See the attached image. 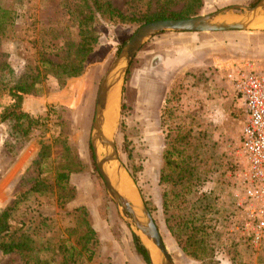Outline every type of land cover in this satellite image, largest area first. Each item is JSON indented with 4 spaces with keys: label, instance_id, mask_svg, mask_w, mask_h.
<instances>
[{
    "label": "rangeland",
    "instance_id": "obj_1",
    "mask_svg": "<svg viewBox=\"0 0 264 264\" xmlns=\"http://www.w3.org/2000/svg\"><path fill=\"white\" fill-rule=\"evenodd\" d=\"M63 1L0 0L1 5L14 10L11 23L0 27V51L8 53V63L17 77L39 75L34 91L24 95L23 109L40 118L28 138L16 134L10 122L0 121V210L30 189L38 176L33 161L41 146L47 145L49 157L41 166V177L47 179V185H52L55 170L68 169V186L63 192L68 196L65 206L60 207L56 204L53 186L49 194L38 196L31 191L20 202L14 217L25 221L32 218L29 224L35 235V246L39 248L47 240L53 245L63 240L68 247L80 250L86 243V228L80 223L81 211L77 210L82 208L95 232V242L86 244L93 253L83 250L79 258L83 264H147L135 247L132 225L106 192L90 145L99 81L140 23L108 24L100 20L98 43L88 54L82 73L58 78L47 72L40 56L44 54L55 62L67 61L73 56L71 43L77 40V26ZM257 1L202 0V6L191 16L232 5L252 6ZM110 2L125 14H131L136 4L140 12L146 7L134 0ZM181 5L179 2L171 9L179 10ZM150 9H156L154 1ZM234 12L239 11H228ZM161 34L140 48L125 75L120 106L113 114L119 159L144 202L152 207L151 214L175 264H264V240L252 241L236 207V193L240 189L236 173L242 166L236 152L237 139L246 113L227 76L234 67L253 66L264 70V31L195 34L201 41L200 45L197 40L194 44L197 47L195 63L168 70L162 69L159 56L153 58L152 66L147 65L149 49L161 51L160 48L165 50L170 46V40L154 45L152 41ZM185 44L189 46L187 41ZM154 82L157 84L153 85ZM172 88L178 97L175 118L187 117L193 137L199 130L203 133L202 160L198 169V192L188 193L185 189L164 210V190L171 195V190L181 188L159 182L166 135L160 125V105L162 93L167 96ZM168 226H172L171 230ZM211 227L215 228L214 232ZM191 235L196 236L193 242L199 236L209 239L202 245L204 249L202 246L189 248L197 250L202 259L182 249ZM43 254L52 264H74L64 262L57 250L54 254ZM0 264H23V260L16 253L0 252Z\"/></svg>",
    "mask_w": 264,
    "mask_h": 264
},
{
    "label": "trees",
    "instance_id": "obj_2",
    "mask_svg": "<svg viewBox=\"0 0 264 264\" xmlns=\"http://www.w3.org/2000/svg\"><path fill=\"white\" fill-rule=\"evenodd\" d=\"M64 1L72 22L77 26V40L75 43H71V46L74 47L73 56L69 60L61 62H55L45 57L44 54L40 56V62L47 72L58 78L61 76L76 77L82 73L88 54L93 51L98 43L99 31L97 26L100 20L108 24L140 23L142 25L157 19L185 18L195 14V11L202 6V0H134L140 5L143 2V5L146 6L145 11L140 12L136 4L131 14H125L113 6L110 0ZM152 1L156 5L154 11L150 9ZM179 2H182L179 10H172L171 6L177 5ZM13 14V9L0 4V27L11 23ZM38 81V74H25L17 77L14 69L8 63V53L0 51V121L10 122L12 130L23 138H28L31 131L39 125L40 118L33 117L23 109L24 95L32 93ZM175 92L174 88L170 90L162 107L160 125L166 135L162 150L163 164L160 169L159 182L161 185L171 184L173 187L181 186V188L178 191L171 190V195L164 190L162 194L164 210L169 209V203L173 202L174 198H177L176 196H179L185 189H188V193L198 192L200 178L198 169L202 160L200 142L203 133L199 130L197 136L193 137V128L189 125L190 122H186L187 117L175 118V106L178 100ZM194 139L196 142H193ZM48 147L43 144L37 158L33 161V165L38 170V176L30 189L20 193L0 210V252L2 254H18L23 260V264H52L51 259L44 254L41 255V252L54 254L57 250L62 254L64 262L83 264L79 259L83 254V250L93 253L91 247L86 245L87 242L91 240L95 242V232L88 224L84 209H77L81 211L79 215L81 217L80 223L84 224L86 228V243L81 245L80 250L73 246L68 247L69 245L64 244L63 240H58V244L54 243V245L51 240H47L46 243H41V247L38 248L35 246V235L31 230L32 224H29L32 218L25 221L23 219L17 220L14 217V212L18 209L20 202L31 191L40 196L41 194H49L52 192L51 187L55 186L56 204L60 207H64L66 204L68 195L66 196L63 192L68 186L69 170H55L52 185H47V179L41 177L40 174L43 162L49 157ZM145 203L151 212L152 207L149 206L147 201ZM165 220L168 222V218ZM168 227L171 230L172 226ZM212 230L214 232L215 228H212ZM194 237L196 236L187 237V244L182 246V249L185 251L188 249L190 255L202 259V255L198 254L197 250L191 251L189 248L198 249L199 246L206 245L209 239L206 236H199L200 239L193 242ZM133 238L138 253L143 256L148 264V256L144 247L135 234Z\"/></svg>",
    "mask_w": 264,
    "mask_h": 264
},
{
    "label": "water",
    "instance_id": "obj_3",
    "mask_svg": "<svg viewBox=\"0 0 264 264\" xmlns=\"http://www.w3.org/2000/svg\"><path fill=\"white\" fill-rule=\"evenodd\" d=\"M228 11L239 12L231 14ZM228 30L264 31V0H258L252 6L232 5L207 14L178 19H157L146 22L140 25L123 43L118 54L110 62L99 81L90 135V145L95 167L104 182L107 194L114 201L126 221L132 225L135 236L139 239L147 253L149 264H153L149 248L140 233H143L158 249L160 255L158 264H175V262L161 237L159 228L151 212L119 159L114 140L115 119L111 132L107 133L104 130L106 121L105 111L109 94L113 89L117 90L118 108L120 106L125 75L133 58L140 48L156 34L161 32H216ZM111 162H114L118 170H122L131 181L136 195L135 203L119 191L116 181L106 171V165Z\"/></svg>",
    "mask_w": 264,
    "mask_h": 264
},
{
    "label": "built area",
    "instance_id": "obj_4",
    "mask_svg": "<svg viewBox=\"0 0 264 264\" xmlns=\"http://www.w3.org/2000/svg\"><path fill=\"white\" fill-rule=\"evenodd\" d=\"M230 71L227 76L246 113L237 139L242 166L236 173L240 184L236 207L241 224L258 243L264 240V70L242 66Z\"/></svg>",
    "mask_w": 264,
    "mask_h": 264
},
{
    "label": "crops",
    "instance_id": "obj_5",
    "mask_svg": "<svg viewBox=\"0 0 264 264\" xmlns=\"http://www.w3.org/2000/svg\"><path fill=\"white\" fill-rule=\"evenodd\" d=\"M255 32H260V31L257 30ZM201 33L203 32H162V34L159 35V37L155 38L152 42H154V45H155V44L162 43L164 40L166 41L170 40L171 42L168 43L170 46L165 48V50L164 48H160L161 51H157L155 50V48L154 50L153 48L149 49L148 51H150V58H149L150 61L147 63V65H150L153 61V58L156 56H159L160 64L164 66L162 67V69L166 68L165 70H168L173 66L185 68V66H188L191 64L193 65L195 63L193 62L194 53L197 50V47H195L194 44L196 40L197 42H199L198 43L199 45L201 42L199 39L200 37H198L195 34H201ZM186 41L189 43V46H186L185 44ZM162 47H164L163 44H162ZM245 65H249V64H245ZM152 84L156 85L157 83L154 82ZM149 94H155V93L150 92ZM163 95H164V98H162L163 100L161 99L162 100L161 105H160L161 108L163 107L164 100L166 97L165 93H162V96ZM161 114H162V111H161ZM160 119H161V115H160Z\"/></svg>",
    "mask_w": 264,
    "mask_h": 264
},
{
    "label": "bare ground",
    "instance_id": "obj_6",
    "mask_svg": "<svg viewBox=\"0 0 264 264\" xmlns=\"http://www.w3.org/2000/svg\"><path fill=\"white\" fill-rule=\"evenodd\" d=\"M117 101H118V92L116 89H113L109 94V100L107 104V108L105 111L106 121L104 124V130L109 133L112 130L114 118L113 114L117 109ZM106 171L111 176V178L116 181L117 187L121 193L126 195L132 202H136V195L133 185L127 175L122 172V170H118L117 165L114 162H111L106 165ZM142 239L146 242L149 252L150 258L153 264H158V260L160 258L158 249L156 246L143 234L140 233Z\"/></svg>",
    "mask_w": 264,
    "mask_h": 264
}]
</instances>
